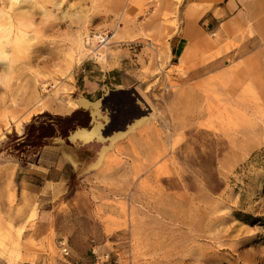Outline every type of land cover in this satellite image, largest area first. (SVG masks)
I'll list each match as a JSON object with an SVG mask.
<instances>
[{
    "label": "rangeland",
    "instance_id": "obj_1",
    "mask_svg": "<svg viewBox=\"0 0 264 264\" xmlns=\"http://www.w3.org/2000/svg\"><path fill=\"white\" fill-rule=\"evenodd\" d=\"M1 11L0 264H264V0ZM91 105L104 141L15 150Z\"/></svg>",
    "mask_w": 264,
    "mask_h": 264
},
{
    "label": "trees",
    "instance_id": "obj_2",
    "mask_svg": "<svg viewBox=\"0 0 264 264\" xmlns=\"http://www.w3.org/2000/svg\"><path fill=\"white\" fill-rule=\"evenodd\" d=\"M39 118L45 121L37 122ZM91 117L88 111L75 110L70 115L58 116L42 113L26 125L21 141L15 150H37L56 137L67 139L76 129H89Z\"/></svg>",
    "mask_w": 264,
    "mask_h": 264
},
{
    "label": "bare ground",
    "instance_id": "obj_3",
    "mask_svg": "<svg viewBox=\"0 0 264 264\" xmlns=\"http://www.w3.org/2000/svg\"><path fill=\"white\" fill-rule=\"evenodd\" d=\"M6 16L7 14L3 11L0 12V16ZM81 45L79 44V47ZM98 105V104H97ZM97 105H91V112H90V116H91V126L89 129H76L74 132H72L69 136V139L72 141H78L81 143H88L91 142L95 139H97L98 141H104V139L101 137V129H102V124L99 123L97 120L100 117L99 114V106ZM75 106H79L82 107V109H84V107H87V105L83 104V103H77L75 105H71L69 110H72ZM144 121H146L145 118H140L138 120H135L132 124L127 126V129L125 132H119V133H127L129 131L134 130L136 127H138L139 125H141ZM118 132L115 134H119ZM115 134L113 136H115ZM126 135V134H125ZM112 136V137H113ZM111 137V138H112ZM110 140V138H108Z\"/></svg>",
    "mask_w": 264,
    "mask_h": 264
},
{
    "label": "built area",
    "instance_id": "obj_4",
    "mask_svg": "<svg viewBox=\"0 0 264 264\" xmlns=\"http://www.w3.org/2000/svg\"><path fill=\"white\" fill-rule=\"evenodd\" d=\"M59 248H60V254L63 257H68L69 256V250L68 247L66 245V242L62 241L59 243Z\"/></svg>",
    "mask_w": 264,
    "mask_h": 264
},
{
    "label": "crops",
    "instance_id": "obj_5",
    "mask_svg": "<svg viewBox=\"0 0 264 264\" xmlns=\"http://www.w3.org/2000/svg\"><path fill=\"white\" fill-rule=\"evenodd\" d=\"M90 124H91V122H90ZM91 126V125H90ZM105 129V126L103 127V129H102V131ZM102 133V132H101ZM70 136V135H69ZM68 139H69V137H68Z\"/></svg>",
    "mask_w": 264,
    "mask_h": 264
}]
</instances>
